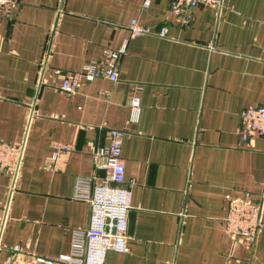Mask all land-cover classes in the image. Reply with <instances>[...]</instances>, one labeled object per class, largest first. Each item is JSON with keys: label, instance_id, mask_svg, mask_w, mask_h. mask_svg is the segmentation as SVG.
I'll use <instances>...</instances> for the list:
<instances>
[{"label": "crops", "instance_id": "1", "mask_svg": "<svg viewBox=\"0 0 264 264\" xmlns=\"http://www.w3.org/2000/svg\"><path fill=\"white\" fill-rule=\"evenodd\" d=\"M221 1L181 13L174 0H18L0 12V138L25 146L13 191L0 171L1 264L70 252L90 220L75 184L103 175L92 148L111 128L127 132L134 229L107 264H264V136L240 134L241 111L264 105V0ZM134 19L148 32L132 36ZM105 48L124 49L118 80L60 88ZM55 141L72 148L54 159ZM229 195L261 205L254 245L226 229Z\"/></svg>", "mask_w": 264, "mask_h": 264}, {"label": "built area", "instance_id": "2", "mask_svg": "<svg viewBox=\"0 0 264 264\" xmlns=\"http://www.w3.org/2000/svg\"><path fill=\"white\" fill-rule=\"evenodd\" d=\"M18 5V0H0V12L9 14ZM198 5L218 7L221 0H174V9L184 13ZM132 36L148 32L137 19L130 24ZM167 33L163 27L161 35ZM124 49L105 48L102 57L86 64L81 70L67 71L60 88L68 93L75 92L85 81L97 77H106L113 81L119 79L118 61ZM131 122L139 119L142 104L138 93L129 101ZM126 130L111 128L110 142L105 146H94L92 153L95 165L103 170L102 176H80L75 184V197L87 202L90 206V220L86 228L76 229L72 236L70 252L57 257L33 255V264H107L111 250L127 252L129 245V213L132 207V189L127 184L126 164L122 155ZM240 134L243 141H253L255 136H264V105H250L241 111ZM54 159L72 148L67 142L55 141ZM25 156L24 144H12L0 138V171L11 177L13 191L21 172ZM228 213L226 229L235 238H240L249 245L257 242L262 224L261 205L250 199L227 197ZM8 208L6 209L7 212ZM6 218V216H5ZM2 245L0 244V248ZM15 246L14 249H19ZM1 264V263H0Z\"/></svg>", "mask_w": 264, "mask_h": 264}, {"label": "water", "instance_id": "3", "mask_svg": "<svg viewBox=\"0 0 264 264\" xmlns=\"http://www.w3.org/2000/svg\"><path fill=\"white\" fill-rule=\"evenodd\" d=\"M133 229H134V219H131L128 227V232L130 231L132 233Z\"/></svg>", "mask_w": 264, "mask_h": 264}]
</instances>
